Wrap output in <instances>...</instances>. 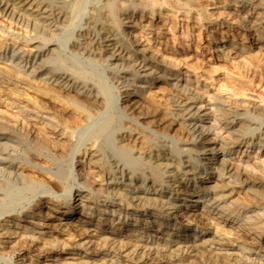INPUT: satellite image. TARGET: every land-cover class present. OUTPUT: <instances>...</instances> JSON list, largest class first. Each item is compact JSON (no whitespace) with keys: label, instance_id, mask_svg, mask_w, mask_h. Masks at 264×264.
I'll use <instances>...</instances> for the list:
<instances>
[{"label":"bare ground","instance_id":"6f19581e","mask_svg":"<svg viewBox=\"0 0 264 264\" xmlns=\"http://www.w3.org/2000/svg\"><path fill=\"white\" fill-rule=\"evenodd\" d=\"M211 1L0 0L5 264H264V159L226 151L264 147V108L203 101L158 26L205 29L219 55L264 62V0ZM238 30L246 49L226 41Z\"/></svg>","mask_w":264,"mask_h":264},{"label":"rangeland","instance_id":"374dc122","mask_svg":"<svg viewBox=\"0 0 264 264\" xmlns=\"http://www.w3.org/2000/svg\"><path fill=\"white\" fill-rule=\"evenodd\" d=\"M211 2H212V4L208 6V10L214 11V12L219 10V8H221L222 6H224L226 4V3H222L219 0H212ZM256 13H257V10H256ZM145 23H146V21H144L142 24H145ZM4 24H5V22L2 21V18H0V25L3 27ZM158 24H159L158 26L162 25L160 27L162 28V30L164 32L163 38H164V36L166 38H168L170 40V43L172 42L171 44L174 45V47L179 51V53H182V58L184 59L185 63L188 64V66L190 68V69H188V73L190 74V79H191L192 83L193 84L197 83V85H199V87L201 86L202 88L204 86L203 89L205 90V94H204V99H202L203 101L207 100V101H209V103H213L214 97H217V98L223 97L224 99L227 98L228 100H232V101H236V102L239 101L238 103H242V105L245 107H247V105H248V106H254V107L256 106V107H258V109L264 108V62L263 61L257 60L256 63L253 62L247 68L242 63L239 64V60L236 58H230V57L222 56V55H219V53L214 52L210 48V45L212 43V38H214V37L207 35V32H206L207 30H205V29H203V33L196 30L193 32L194 34L192 33V35H190V34L184 35L183 33H184L185 29H183L181 27H177L174 30V32H171V30L169 32V28L167 30H164V28L166 26V23L164 21V16L158 18ZM137 27H139V26H137ZM222 31H228V29L227 30L224 29ZM135 32L138 33L139 30L135 31ZM173 35H174V37H176V40H173ZM228 35H229V37L226 39V41L227 40L229 41L231 39L230 40L231 42L239 43L241 41L240 44L242 42H245V47H244L245 49L253 41L252 35H248V34H247L248 38L243 39V37H246L245 36L246 34L245 33L242 34L241 30H238V32L233 34L234 36H230L229 33H228ZM7 38H8L7 43H10L12 37L8 36ZM187 41L189 42L188 47H187V44L184 46V43H186ZM223 44H226V42H224ZM25 49H28V48H25ZM244 51H246V50H242L241 53H244ZM195 64H197V65H195ZM262 67H263V69H262ZM258 68H260V69H258ZM185 70L186 69H183V71H185ZM193 76H195V77H193ZM157 85H159V84H157ZM239 86L240 87L242 86L241 87L242 90H240L238 92L236 90L235 91L233 90L234 88L236 89ZM152 88H153V90H152ZM152 88L146 89V91H145L146 97L150 98V96L153 95L154 92H156V94L161 92L159 89H156L157 87H155V86ZM246 88H247V90H246ZM151 91H152V93H151ZM208 120L210 121V119H208ZM208 120L206 122L209 123ZM213 132H214L213 134L208 133V135L212 136V137L215 136L217 138H224L225 135H226L225 137H227V133L226 132L224 133L223 130L214 129ZM246 149H247V151H246ZM226 151L228 153V158H230V161L232 160L231 162H235V163L243 162V161L244 162L245 161H252L253 159H257V158L261 159V160L264 159L263 158L264 157L263 156L264 147L263 146L260 147L256 144H252L249 146L246 143L242 142V143L236 144L234 149L226 150ZM259 156H260V158H259ZM187 165H189L188 162L187 163L185 162L183 167H188ZM185 170H187V169H185ZM182 172H183V170H182ZM190 177L191 176H189V175L186 176L187 179H189ZM188 200L191 201V199H188ZM77 203L78 202H75L74 206ZM106 213H107V210H106ZM108 214H111V212H108ZM130 221L131 220H129L128 223H130ZM151 221H153V218H150V231H152L151 232L152 237L154 238V236L156 234H157V237H159L160 236L159 234L162 233L161 228H159L160 231L153 233V230H155V227H153V223H151ZM170 223L172 225L170 226L171 230L168 232V236H171V238H174V235H177V237H178L180 233L174 232V229L176 228L177 224L175 223L173 225L174 221H170ZM136 224H138V222H136ZM192 228H194V225H192L191 227H188L187 229L190 232V230ZM163 234H165V232ZM200 236H201V234L199 235V237H194L192 240L193 241L198 240L200 238ZM182 238H183V236H182ZM182 238H178L177 241H181ZM187 238L188 239L191 238V235L185 236L183 239H187ZM220 238H222V240L223 239L225 240V238H223V237H220ZM85 240H88V239H85ZM92 240H94V239H92ZM174 244L175 243L173 242L171 244H168V246L171 245L170 247H171V249H173V247L175 248ZM90 245H91V243L88 244V247ZM212 245L213 246H211V247H215L217 252H222V249L224 251V246L220 247L219 245H216V244L215 245L212 244ZM225 247H227V246H225ZM237 247H239V245ZM229 251H236V249H234L232 247L229 249ZM80 252L81 251H78L77 252L78 255H77V254H75L76 253L75 250H68L66 252H61V253L59 252L58 255H60V256L65 255V257H72V256L77 257V256H79ZM139 252H140V250H139ZM64 253H68V254H64ZM85 255H87V254L82 253V256H85ZM111 256H113V254H111ZM94 258L99 259L100 256H94ZM14 260L12 259L11 261H14ZM13 263L14 262H12V264ZM0 264H5L4 259L0 260Z\"/></svg>","mask_w":264,"mask_h":264}]
</instances>
